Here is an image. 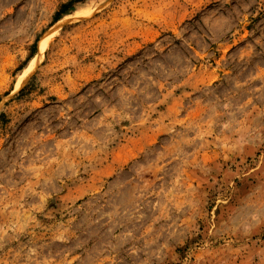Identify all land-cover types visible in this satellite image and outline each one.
<instances>
[{"label": "rangeland", "instance_id": "1", "mask_svg": "<svg viewBox=\"0 0 264 264\" xmlns=\"http://www.w3.org/2000/svg\"><path fill=\"white\" fill-rule=\"evenodd\" d=\"M0 264H264V0H0Z\"/></svg>", "mask_w": 264, "mask_h": 264}, {"label": "bare ground", "instance_id": "2", "mask_svg": "<svg viewBox=\"0 0 264 264\" xmlns=\"http://www.w3.org/2000/svg\"><path fill=\"white\" fill-rule=\"evenodd\" d=\"M67 20H63V18H61V19H59L58 21H56L53 25H52V29L50 30H48L45 34H44V36L41 38V41H40V45L43 47L44 45H45V42H46V39L50 36V35H52L54 32H55V29H56V27L57 26H59V24H61V23H64V22H66ZM24 76V74L20 77V79L18 80V82H17V84H16V88L23 82V79L24 78H22Z\"/></svg>", "mask_w": 264, "mask_h": 264}]
</instances>
